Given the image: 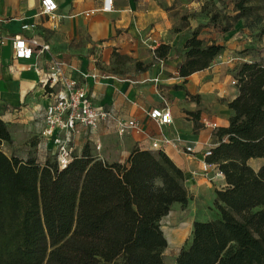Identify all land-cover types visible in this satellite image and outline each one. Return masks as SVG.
Masks as SVG:
<instances>
[{"label": "crops", "instance_id": "0c3cea01", "mask_svg": "<svg viewBox=\"0 0 264 264\" xmlns=\"http://www.w3.org/2000/svg\"><path fill=\"white\" fill-rule=\"evenodd\" d=\"M54 1L58 10L49 19L40 14L41 0H0V121L11 138L2 144V152L38 165L52 159V143L41 132L44 110L58 88L49 90L40 81L54 62H62L63 74L83 86L95 106L136 124L123 136L104 123L96 129L78 127L72 142L75 155L88 145L94 156L111 164L124 162L133 149L164 153L185 174L190 198L186 228L200 222L216 192L227 186L224 178L215 179L216 168L203 172L202 152L216 145L217 131L229 126L227 104L238 95L233 83L239 66L257 63L264 68V16L258 27L262 34L256 37L242 20L220 33L203 11L210 0ZM109 2L110 9L104 10ZM24 24L33 25L23 33L26 38L48 47L29 62L13 59L10 41ZM197 29L200 40L215 42L223 51L207 69L181 78L184 45ZM160 46L169 52L155 60ZM164 108L172 123L159 126L148 115ZM213 124L216 129L210 128ZM186 147H193L194 154H187ZM263 163L257 161L254 169Z\"/></svg>", "mask_w": 264, "mask_h": 264}, {"label": "trees", "instance_id": "16d2710c", "mask_svg": "<svg viewBox=\"0 0 264 264\" xmlns=\"http://www.w3.org/2000/svg\"><path fill=\"white\" fill-rule=\"evenodd\" d=\"M256 1L264 0H238L231 13L209 12L208 5L203 11L226 34L240 20L248 28L246 20L255 12H262L257 16L261 24L264 7ZM199 29L185 42L181 78L207 69L223 51L215 42L200 40ZM168 52L169 47L160 46L155 60ZM236 86L238 95L227 104L229 126L217 131L206 159L228 188L216 192L213 241L224 264H264V237H256L231 208L244 201L258 209L254 225L264 229V163L258 170L249 166L250 161L264 162V68L240 65ZM10 142L0 121V264H165L167 241L160 222L173 205L186 207L190 198L184 172L164 153L133 149L124 162L109 164L85 145L81 155L74 154L59 169L54 158L44 165L8 158L1 146ZM117 226L122 227L119 235ZM106 234L118 249L115 263L101 262L81 246Z\"/></svg>", "mask_w": 264, "mask_h": 264}, {"label": "built area", "instance_id": "2783aa9c", "mask_svg": "<svg viewBox=\"0 0 264 264\" xmlns=\"http://www.w3.org/2000/svg\"><path fill=\"white\" fill-rule=\"evenodd\" d=\"M110 3L108 7H104V10L110 9ZM40 7V14L49 19L53 18L58 10L54 0H41ZM31 29H33V25L24 24L21 26V33L11 36L14 60L29 62L35 55H40L48 50L47 46L39 44L35 38H26L23 35L24 32ZM2 45L3 42L0 41V46ZM62 68V62H54L40 81L42 86L49 90L58 88L53 94V101L44 110L45 128L41 132V137L51 141L53 148L48 149V152L54 158L59 169L66 168L71 157L75 154L72 142L78 133V127L96 129L100 123H104L109 130L113 129L117 136H123L128 130L136 129V124L133 121L123 122L112 111L95 106L87 90L72 78L66 77ZM99 78L104 79L105 76ZM233 85H236V82ZM148 116L159 126H167L172 123L168 108L152 110ZM210 128L216 129V125H210ZM214 147L215 145H209L202 152L204 173L210 169H215L206 163V159L211 156ZM152 148H156V144H153ZM98 149L96 147V150ZM185 152L194 154V149L193 147H186ZM217 178L224 177L217 171L215 179Z\"/></svg>", "mask_w": 264, "mask_h": 264}, {"label": "rangeland", "instance_id": "374dc122", "mask_svg": "<svg viewBox=\"0 0 264 264\" xmlns=\"http://www.w3.org/2000/svg\"><path fill=\"white\" fill-rule=\"evenodd\" d=\"M238 0H210L207 5L209 12L231 13L235 3ZM258 7H264V1H256ZM262 12H255L247 18L246 24L251 33L259 37V21L257 16ZM120 64V63H118ZM114 71V69L112 70ZM257 161H250L249 166L256 168ZM228 189L227 186L220 191ZM233 190L229 189V195H233ZM189 204V203H188ZM189 207V205H188ZM178 204L172 206L168 216L160 222V228L163 231L167 241V247L162 257L165 264H224L221 253L215 249L213 235L214 229L211 223L215 220L217 212L212 208H207L203 212V218L200 222H194L192 227L187 229L185 226L188 220L189 210ZM233 213L242 221L249 224L256 237H264V229L256 228L254 225L255 218L259 210L251 207L244 201H236L231 205ZM122 230L121 226L114 228L115 234L119 235ZM107 234L99 239L84 240L81 246L98 258L101 262L115 263L118 260V249L111 245L106 239Z\"/></svg>", "mask_w": 264, "mask_h": 264}, {"label": "water", "instance_id": "95a60500", "mask_svg": "<svg viewBox=\"0 0 264 264\" xmlns=\"http://www.w3.org/2000/svg\"><path fill=\"white\" fill-rule=\"evenodd\" d=\"M261 166H262V165H261ZM261 166H260V167H261ZM260 167H259V168H260ZM259 168H258V169H259Z\"/></svg>", "mask_w": 264, "mask_h": 264}]
</instances>
